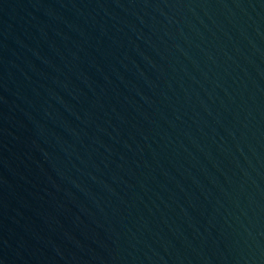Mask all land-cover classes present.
I'll return each mask as SVG.
<instances>
[{"label":"water","instance_id":"water-1","mask_svg":"<svg viewBox=\"0 0 264 264\" xmlns=\"http://www.w3.org/2000/svg\"><path fill=\"white\" fill-rule=\"evenodd\" d=\"M0 264H264V0H0Z\"/></svg>","mask_w":264,"mask_h":264}]
</instances>
